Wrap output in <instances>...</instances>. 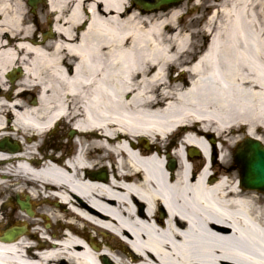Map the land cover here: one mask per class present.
Wrapping results in <instances>:
<instances>
[{
	"label": "bare ground",
	"instance_id": "1",
	"mask_svg": "<svg viewBox=\"0 0 264 264\" xmlns=\"http://www.w3.org/2000/svg\"><path fill=\"white\" fill-rule=\"evenodd\" d=\"M49 1L55 33L35 41L24 0H0V136L11 129L26 138L19 153L0 148L1 162L16 164L15 176L2 172L19 179L14 190L32 208L45 203L31 220L37 241L0 236V264H264V192L241 183L231 157L244 139L264 146V27L255 0H223L199 56L194 34L131 0ZM172 9L174 21L180 10ZM19 62L23 82L4 80ZM189 62V74H175ZM35 84L39 98L30 102L22 88ZM60 123L79 136L67 164L51 152L30 157V133L43 137ZM103 168L108 177L92 176ZM8 194L0 220L7 206L18 209Z\"/></svg>",
	"mask_w": 264,
	"mask_h": 264
},
{
	"label": "rangeland",
	"instance_id": "2",
	"mask_svg": "<svg viewBox=\"0 0 264 264\" xmlns=\"http://www.w3.org/2000/svg\"><path fill=\"white\" fill-rule=\"evenodd\" d=\"M193 7H195V6H193ZM26 9H29V7L27 6V4H26V7H25ZM40 10H41V5H40V7H39V9H38V14H39V12H40ZM195 10V8H193V11ZM26 11V10H25ZM173 12V11H172ZM172 12H170V13H168V12H163V13H161V17H164V18H167L168 20H169V22H171V23H176L175 21H172V19L170 18V16H171V13ZM45 15L47 14V11H45V13H44ZM193 14V13H192ZM188 23H186L187 21H185V23H186V25L184 26V25H181V27L183 26V28H187V26H188V28H191V29H193L192 27H193V24H195V26L197 27L198 26V23H191V15H189L188 16ZM42 25H44V24H42ZM178 28H180V24L178 23L177 25H176ZM44 27V29H47V25H44L43 26ZM196 36V35H195ZM231 157L233 158L234 156H233V154L231 155ZM233 160H234V158H233ZM15 180H12L11 181V183H17L18 182V178L17 177H15L14 178ZM4 180V179H3ZM6 181H7V179L6 180H4V182H3V184L0 186V197L2 198V196H4V194L6 193L7 194V191L9 192V194H8V196H14V194L16 193V190H14V188H18V184H16L14 187H12L11 189H8V187L6 186ZM15 198V197H14ZM44 205V203H39V204H37L35 207H34V210H35V212L37 213V215H36V218H38V214L40 213V207L41 206H43ZM51 206H53L54 207V205H51ZM18 209H15V210H13L12 208H6V210H4L3 212L6 214V216L5 217H7V216H9L10 215V218H12V219H14V220H24V221H27V223L29 224V225H31L32 223H31V218H29L28 216H25V217H27V218H24V215H22V213L21 214H18V212L19 211H17ZM54 229H59L58 227H57V225L55 224V223H53V230ZM89 231H91L94 235H96V234H98L99 232L96 230V229H89Z\"/></svg>",
	"mask_w": 264,
	"mask_h": 264
},
{
	"label": "water",
	"instance_id": "3",
	"mask_svg": "<svg viewBox=\"0 0 264 264\" xmlns=\"http://www.w3.org/2000/svg\"><path fill=\"white\" fill-rule=\"evenodd\" d=\"M164 2H176L178 0H163ZM252 172L253 175L247 176V183L251 186L264 189V149L259 145L253 146Z\"/></svg>",
	"mask_w": 264,
	"mask_h": 264
}]
</instances>
